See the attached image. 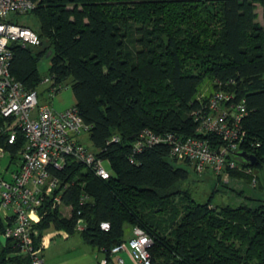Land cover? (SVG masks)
Instances as JSON below:
<instances>
[{
    "label": "trees",
    "instance_id": "16d2710c",
    "mask_svg": "<svg viewBox=\"0 0 264 264\" xmlns=\"http://www.w3.org/2000/svg\"><path fill=\"white\" fill-rule=\"evenodd\" d=\"M34 1L40 43H12L11 73L37 91L45 77L40 63L50 57L49 75L70 84L74 105L90 126L92 149L112 173L103 179L74 160L53 169L72 211L65 216L53 206L58 190L46 197L35 224L36 244L49 229L77 232L82 218L81 236L110 261L112 248L125 242L128 225L151 236L152 264H264V197L245 195L237 206L215 204L216 188L198 201L186 184L189 170L177 164L168 144L133 154L144 129L197 136L192 110L198 96L228 88L226 81L234 79L229 88L245 97L249 108L243 120L247 141L240 148L258 162L236 159L253 170L264 167V24L257 12L264 0ZM8 129L17 131L14 143L8 142ZM202 137L220 143L215 134ZM25 143L15 117H0V145L11 161L21 158ZM230 176L253 179L239 169ZM83 193L91 197L84 204ZM103 221L110 222L108 231L101 228ZM10 224L0 212V264H30L15 241L1 240Z\"/></svg>",
    "mask_w": 264,
    "mask_h": 264
},
{
    "label": "built area",
    "instance_id": "2783aa9c",
    "mask_svg": "<svg viewBox=\"0 0 264 264\" xmlns=\"http://www.w3.org/2000/svg\"><path fill=\"white\" fill-rule=\"evenodd\" d=\"M36 6L37 1L34 0H0V117L14 116L15 124L26 137V143L20 150L19 166L13 169L8 166L4 170L0 167V210L11 223L2 236L15 241L21 252L30 257V264H45L42 254L46 245L45 235L40 245L36 244V237L40 235L35 226L41 219L39 207L46 197L58 190L53 206L61 209L62 206L70 207L72 211V206L65 205L63 201L65 187L62 179L52 170L64 169L67 162L74 160L103 179H109L112 173L103 158L79 141L89 133L90 126L75 105L56 111L50 104L40 103L38 91L26 89L11 73L12 43L19 42L23 47L40 43L38 32L18 19ZM234 82V79H228L225 83L228 88L221 87L208 97L205 92L198 96L199 104L192 110L197 136L183 138L175 133H155L144 129L134 142L133 154L164 143L170 146L173 157L191 163L198 173L210 170L228 180L230 170L239 169L251 173L252 180L256 182L254 170L241 166L233 156V152L241 150V145L247 141L243 120L249 113L246 98L238 97L237 92L229 88ZM41 83L49 84L46 91L50 98L64 88L50 75L45 76ZM8 130V142L14 143L17 131ZM210 133L218 137V145L202 137ZM112 140L118 141V136L114 135ZM6 153L5 147L0 145V160ZM90 198L83 193L80 203L84 204ZM84 228V220L79 218L76 230ZM101 228L108 231L110 222L103 221ZM152 244L151 236L140 226H135L130 238L112 248L113 260L102 256L98 264H152L149 250Z\"/></svg>",
    "mask_w": 264,
    "mask_h": 264
},
{
    "label": "rangeland",
    "instance_id": "374dc122",
    "mask_svg": "<svg viewBox=\"0 0 264 264\" xmlns=\"http://www.w3.org/2000/svg\"><path fill=\"white\" fill-rule=\"evenodd\" d=\"M258 21L264 24V9L262 6L258 5ZM20 23H23L34 30L39 29V19L37 16L30 12L24 15H20L18 17ZM50 66V57H45L40 63V71L48 76V70ZM48 83H41L38 91L40 93L39 99L41 103H48L56 110L63 109L66 107H70L74 104L75 96L73 90L69 83H65L64 88L61 92L56 94L53 98L48 97V93L46 91L48 87ZM206 93L207 90H206ZM84 142L90 145V140L87 135L84 136ZM92 150V148L90 147ZM6 155V154H5ZM10 162V155L4 156L0 160V167L4 170ZM20 162V160H19ZM17 163H12L10 168H14L17 166ZM177 164L180 166L186 167L190 172V177L187 186L192 190L194 199L198 201H204L209 198L210 194L217 188V194L214 200L215 204H231L237 206L243 202H245V195L250 196H262L264 197V167L255 168L254 172L257 177H259V181L247 182L244 179L232 178L230 177L228 180H224L222 177L218 179L214 173L210 170H207L205 173H198L196 170L190 166L185 164V162L179 161ZM106 167H109V164L105 163ZM225 181V182H224ZM223 183H228L229 186L223 185ZM62 212L65 214H70V208L66 206H62ZM3 214V212L0 210ZM55 229H49L48 232L54 231ZM132 234L131 228L127 225L125 231V238H130ZM79 237V234H76ZM2 241H5V237H1ZM92 247V246H91Z\"/></svg>",
    "mask_w": 264,
    "mask_h": 264
},
{
    "label": "crops",
    "instance_id": "0c3cea01",
    "mask_svg": "<svg viewBox=\"0 0 264 264\" xmlns=\"http://www.w3.org/2000/svg\"><path fill=\"white\" fill-rule=\"evenodd\" d=\"M39 95L40 93L38 91V97ZM39 102H40V99H39ZM75 103H76V99L74 101V104ZM67 108L69 107L59 109V110L58 109L56 110L54 108V110L63 111ZM86 135L89 139V135L88 134ZM84 136L79 138L80 142L85 143ZM90 145H91V142H90ZM88 147L92 148V146H89V145ZM7 154L9 155V153H6V155ZM19 160L20 158L11 161V157H10V162L7 165V167L9 166L10 168L11 167L10 165L12 163L18 162L17 166L14 167V168H17L20 163ZM10 169H13V168H10ZM62 213L65 216H70V214L68 215V214H65L64 212ZM131 231H132V228H131ZM66 234H68V236H66ZM76 234H79V237H77ZM45 244L46 245L44 246L43 253H42L45 264H98L99 260L102 257L101 253L95 247H93L91 244L87 243L83 239L79 231L73 234H70L65 230H57V229H55L54 231H50V232L47 231V233H45Z\"/></svg>",
    "mask_w": 264,
    "mask_h": 264
},
{
    "label": "water",
    "instance_id": "95a60500",
    "mask_svg": "<svg viewBox=\"0 0 264 264\" xmlns=\"http://www.w3.org/2000/svg\"><path fill=\"white\" fill-rule=\"evenodd\" d=\"M233 156L251 165H255L258 162L257 156L247 150L234 151Z\"/></svg>",
    "mask_w": 264,
    "mask_h": 264
}]
</instances>
